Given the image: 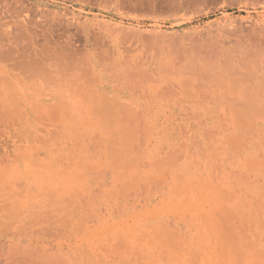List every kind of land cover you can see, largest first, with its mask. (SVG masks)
<instances>
[{"label":"rangeland","instance_id":"1","mask_svg":"<svg viewBox=\"0 0 264 264\" xmlns=\"http://www.w3.org/2000/svg\"><path fill=\"white\" fill-rule=\"evenodd\" d=\"M0 82V264H264V0H0Z\"/></svg>","mask_w":264,"mask_h":264},{"label":"bare ground","instance_id":"2","mask_svg":"<svg viewBox=\"0 0 264 264\" xmlns=\"http://www.w3.org/2000/svg\"><path fill=\"white\" fill-rule=\"evenodd\" d=\"M47 53V52H46ZM48 56H49V54H48ZM58 57L59 56H57V60H58ZM47 61V60H46ZM48 62V61H47ZM121 69V68H120ZM113 71V70H112ZM32 73H34V72H32ZM39 73V72H38ZM127 73V72H126ZM132 73V72H131ZM113 74V73H112ZM115 74V73H114ZM128 74V73H127ZM34 75V74H33ZM128 75H130V71H129V74ZM131 75H133V74H131ZM77 76V75H76ZM127 76V75H126ZM8 77V76H7ZM118 77V76H117ZM121 78H122V76H121ZM126 78V77H125ZM129 78H132V77H129ZM129 78H128V80H125V81H130L129 80ZM11 79V81H12V78H10ZM76 79V81H77V77L75 78ZM127 79V78H126ZM48 80V79H47ZM50 80V79H49ZM52 80V79H51ZM1 81H3L2 79H1ZM10 81V80H9ZM8 81V82H9ZM97 81V80H96ZM5 82V81H4ZM73 82V81H72ZM75 82V81H74ZM83 82V81H82ZM124 82V81H123ZM133 82V81H132ZM1 83V82H0ZM6 83V82H5ZM78 83V82H77ZM80 83V82H79ZM71 85H72V83H71ZM128 85V84H127ZM8 86H10V84H8ZM129 87H131V86H129ZM128 87V88H129ZM11 88V87H10ZM71 88H72V86H71ZM80 88V87H79ZM8 89H9V87H8ZM77 89L78 88H76V90H74V91H76L77 92ZM131 89V88H130ZM73 94V93H72ZM76 94V93H75ZM60 97H61V95H60ZM159 99V98H158ZM160 100V99H159ZM211 101V100H210ZM238 102V101H237ZM239 105V104H238ZM32 108H33V106H32ZM199 113V112H198ZM62 117V116H61ZM64 117V116H63ZM66 117V116H65ZM64 117V118H65ZM63 118V119H64ZM194 119V118H193ZM200 123V122H199ZM59 124V123H58ZM57 124V125H58ZM204 132V131H203ZM150 133H152V132H150ZM251 139V138H250ZM247 140V139H246ZM252 140V139H251ZM254 145V144H253ZM246 146V145H245ZM169 149V148H168ZM162 177V176H161ZM165 177V176H164ZM163 179V178H162ZM33 185V184H32ZM29 187V186H28ZM33 187V186H32ZM30 189V188H29ZM7 195H8V193H7ZM8 196H10V198H11V195H8ZM2 200V199H1ZM5 202V198H4V201H1L0 202V212H4V211H8V209H9V207L7 206V204H6V202ZM229 228V227H228ZM195 233V232H194ZM190 241V240H189ZM178 246V245H177ZM185 250V249H184ZM187 252H189V251H187ZM216 252V251H215ZM10 259V258H9ZM16 259V258H15ZM15 259H14V261H15ZM17 259H19V258H17ZM10 261V260H9ZM14 261H13V264H14ZM18 261V260H17ZM20 261H22V260H20ZM19 261V262H20ZM7 262V261H6ZM16 262V261H15ZM26 263V262H25ZM20 264V263H19Z\"/></svg>","mask_w":264,"mask_h":264}]
</instances>
